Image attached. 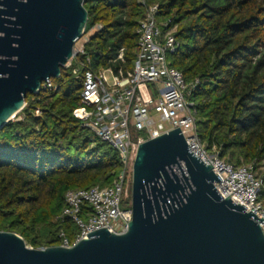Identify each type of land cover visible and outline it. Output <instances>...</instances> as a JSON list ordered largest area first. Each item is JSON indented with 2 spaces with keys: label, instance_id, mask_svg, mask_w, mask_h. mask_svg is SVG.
<instances>
[{
  "label": "trees",
  "instance_id": "16d2710c",
  "mask_svg": "<svg viewBox=\"0 0 264 264\" xmlns=\"http://www.w3.org/2000/svg\"><path fill=\"white\" fill-rule=\"evenodd\" d=\"M147 2L159 7L165 31L176 29L172 67L199 81L192 100L200 141L235 166L264 163V0ZM84 7L86 34L102 28L78 58L84 68L63 69L52 80L56 91L28 95L23 118L0 132V231L34 249L61 246L62 231L74 244L75 224L55 221L66 193L110 184L121 169L119 154L92 139L73 112L84 70L132 69L145 10L140 0H84ZM121 49L125 63H114Z\"/></svg>",
  "mask_w": 264,
  "mask_h": 264
},
{
  "label": "water",
  "instance_id": "95a60500",
  "mask_svg": "<svg viewBox=\"0 0 264 264\" xmlns=\"http://www.w3.org/2000/svg\"><path fill=\"white\" fill-rule=\"evenodd\" d=\"M84 0H0V132L58 80L86 35ZM179 129L142 144L133 167L126 233L95 231L72 247L32 249L0 231V264H264V233Z\"/></svg>",
  "mask_w": 264,
  "mask_h": 264
},
{
  "label": "built area",
  "instance_id": "2783aa9c",
  "mask_svg": "<svg viewBox=\"0 0 264 264\" xmlns=\"http://www.w3.org/2000/svg\"><path fill=\"white\" fill-rule=\"evenodd\" d=\"M140 4L145 15L137 29L132 69L110 68L97 73L84 70L81 106L73 112V117L91 133L92 139L109 145L119 154L121 169L109 186L99 184L68 191L65 206L55 221H72L78 227L75 243L105 228L109 233H126L133 219L130 192L139 147L179 128L191 151L205 165L211 164L215 175L222 180L215 183V189L223 200L232 195L230 199L235 205L247 208L245 213L252 212L264 219V202L260 200L264 176H258L255 163L235 166L222 159L216 147L210 151L200 141L192 100L199 81L188 83L183 73L172 67L171 57L179 48L176 29L165 31L163 28L168 25L159 24L158 6L149 5L147 0H140ZM101 29L97 26L91 32ZM84 37L81 48H75L73 59L64 68L73 69L74 75L79 74L80 67L84 68L78 58L85 54L84 46L91 38ZM117 61L125 63L124 49L118 52L114 63ZM42 88L51 92L57 89L52 80L44 82ZM125 202L129 205L122 208ZM259 225L264 233V223ZM59 237L62 247L75 244L70 243L64 231Z\"/></svg>",
  "mask_w": 264,
  "mask_h": 264
},
{
  "label": "rangeland",
  "instance_id": "374dc122",
  "mask_svg": "<svg viewBox=\"0 0 264 264\" xmlns=\"http://www.w3.org/2000/svg\"><path fill=\"white\" fill-rule=\"evenodd\" d=\"M94 34V32H90L89 34H86V37H84L85 39H87V38H90L91 36L90 35H93ZM82 44H83V40H81L80 42H78L77 44H76V46H75V48L76 49H79V48H81V46H82ZM36 114H37V112H36ZM23 118V114H18L17 115V117L15 118V119H13V121L12 122H17V121H19V120H21ZM257 166V174H258V176L260 175V176H264V163H261V164H257L256 165ZM109 185H111V183L109 184V183H106V184H102L101 186L102 187H106V186H109ZM131 186V185H130ZM132 187V186H131ZM130 187V188H131ZM132 189V188H131ZM131 192H132V190H131ZM131 192H130V196H131ZM260 200H262L263 202H264V189L262 190V192H261V195H260ZM130 202V201H129ZM129 202H125L124 204H123V206H122V208H126L128 205H129ZM74 230H75V234L78 236V234H79V229H78V227L75 225V227H74ZM78 233V234H77ZM29 248H32V249H34L31 245H27Z\"/></svg>",
  "mask_w": 264,
  "mask_h": 264
}]
</instances>
